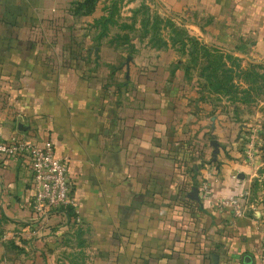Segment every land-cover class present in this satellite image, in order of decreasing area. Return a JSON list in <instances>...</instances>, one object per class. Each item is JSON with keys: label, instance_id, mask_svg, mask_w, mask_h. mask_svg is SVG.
Segmentation results:
<instances>
[{"label": "crops", "instance_id": "obj_1", "mask_svg": "<svg viewBox=\"0 0 264 264\" xmlns=\"http://www.w3.org/2000/svg\"><path fill=\"white\" fill-rule=\"evenodd\" d=\"M78 1L0 0V140L51 142L77 210L29 208V156L0 154V264H264V0Z\"/></svg>", "mask_w": 264, "mask_h": 264}, {"label": "built area", "instance_id": "obj_2", "mask_svg": "<svg viewBox=\"0 0 264 264\" xmlns=\"http://www.w3.org/2000/svg\"><path fill=\"white\" fill-rule=\"evenodd\" d=\"M252 144L248 156L252 157ZM26 153L30 159V181L32 195L26 205L37 212L45 213L60 206L72 205L71 183L67 173V160L54 154L51 142L30 144L21 139L0 140V154L16 159L20 153ZM206 186H203L202 198L207 197ZM220 198L213 204L220 209L231 208L236 215L245 210V196ZM77 213V210L74 209ZM79 221V218H76ZM261 254L264 256V224L262 226Z\"/></svg>", "mask_w": 264, "mask_h": 264}, {"label": "trees", "instance_id": "obj_3", "mask_svg": "<svg viewBox=\"0 0 264 264\" xmlns=\"http://www.w3.org/2000/svg\"><path fill=\"white\" fill-rule=\"evenodd\" d=\"M96 0H79L78 1V7H84L85 12H89L95 5ZM155 20H157L155 18ZM153 29L155 27L153 26ZM186 35L182 30L177 32V36L180 40H184V36ZM187 40L191 43V50L194 53V58L196 61L199 58V52L201 53V56L205 58V63L202 64V70L205 71V80L210 85L211 89L214 92L219 93H230L233 92V69L224 66V59L222 57V54L218 52L217 48H211L212 51H209V48L206 46L198 45L197 41L194 39H191L187 37ZM182 45H184V42H182ZM231 64H235L234 61L230 60ZM253 64L250 65V70L246 71L244 73V77L251 78L253 74L255 76H259V74L254 73L251 71L253 68ZM252 73V74H251ZM253 80V79H252ZM66 208H73L72 205L68 204L65 206ZM74 209V208H73ZM75 212V211H74ZM76 215V213H74Z\"/></svg>", "mask_w": 264, "mask_h": 264}, {"label": "rangeland", "instance_id": "obj_4", "mask_svg": "<svg viewBox=\"0 0 264 264\" xmlns=\"http://www.w3.org/2000/svg\"><path fill=\"white\" fill-rule=\"evenodd\" d=\"M159 28H160V25H159ZM184 32V31H183ZM154 34V33H153ZM201 52V51H200ZM199 52V53H200ZM258 68L260 67H255V72L257 74H259V70ZM262 69V68H261ZM252 74V73H251ZM254 83L256 84L257 87H255V90H254V93L256 95H258L259 97H263L264 98V75L262 74H259V76H255L254 74L252 76H250ZM262 133H259V138H260V141H259V145L261 146V144H264V124L262 126ZM259 145H256V146H259ZM263 226V225H262ZM263 228V227H262Z\"/></svg>", "mask_w": 264, "mask_h": 264}, {"label": "water", "instance_id": "obj_5", "mask_svg": "<svg viewBox=\"0 0 264 264\" xmlns=\"http://www.w3.org/2000/svg\"><path fill=\"white\" fill-rule=\"evenodd\" d=\"M212 144H213V146H214V155L217 153V147H218V144H217V142L215 141V140H213L212 141ZM194 191H196V188L194 189Z\"/></svg>", "mask_w": 264, "mask_h": 264}]
</instances>
